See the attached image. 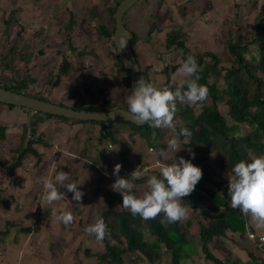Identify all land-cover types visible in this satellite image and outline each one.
<instances>
[{"label":"trees","instance_id":"obj_1","mask_svg":"<svg viewBox=\"0 0 264 264\" xmlns=\"http://www.w3.org/2000/svg\"><path fill=\"white\" fill-rule=\"evenodd\" d=\"M121 1L117 0L114 6L108 8L107 11L112 24L110 27L104 24L99 26V33L106 38L107 43L110 45L111 50L109 53L112 59L125 71L124 79L128 84L130 93H132L129 71L124 67L113 38L115 30L113 14ZM73 24L74 19L71 16L67 25L72 26ZM124 24L127 27L125 20ZM243 28L241 25H236L227 34L224 43L226 61H224L222 54L216 52H190L186 45L187 35L183 28L178 25L171 26L165 34V47L167 50H182L183 60L188 55H194L197 58L202 66L200 83L206 84L209 89L207 99H209L210 104L206 103V99L204 102L198 103L201 104L198 108V104L186 105L177 101L178 110L174 117L177 120V131L183 126L191 129V137H180L181 140L188 139L182 145L185 149L195 153V156L190 158L194 164L201 166L203 170V176L198 181L194 191L182 198L183 204L192 206L190 209L198 210L199 233L194 234L189 225L185 224L183 220L161 224L160 217L163 213L158 214L155 218L144 220L140 215H133L130 210L119 205L123 200L121 193L109 194L108 207L98 213L105 218L108 225L107 234L102 240H99L103 246V252L92 254L89 249H86L85 254L87 257L96 258L98 264H138L140 260H145L150 264H161L164 255H169L170 264H183L191 260L192 256L198 255L196 241L198 237L201 245L200 252L206 262L212 264H264L263 259L258 260L252 254H250V260L246 263L232 258V248L228 244L231 241L229 237L230 235H237L240 239H244L247 236L249 216L244 215L238 208L229 206L228 187L218 181L215 169L211 164L213 151L216 152L229 173L232 166L240 159L247 160L252 155L264 154V10L254 25V34L251 37H245ZM131 34L132 50L143 77L154 82L150 78L151 75L149 76V72L153 70L152 66H142L137 54L136 47L141 39L134 31H131ZM68 47L73 51L75 50L70 44ZM89 54L91 52L87 50L79 52L80 56ZM11 57H13V49H9L3 59L7 61L6 59ZM7 66L8 64L5 62L4 67ZM73 68V64L68 59H63L59 73L67 74L73 71ZM176 69V67L169 69V66H166L160 72L165 81L154 83L160 88L166 86L174 88L175 85L170 71L173 72ZM61 74H58V80ZM58 82L56 81L54 84H58ZM16 83L8 84L5 82L0 83V86L7 90L49 101L41 95L28 92L29 84L35 83L33 79L23 77ZM100 93L104 96L105 90H101ZM121 102V105L118 106L115 99L106 98L101 106L57 104L74 110L111 111L115 108L127 109L126 99ZM221 103H224L228 109L227 117L220 110ZM0 105L5 104L0 103ZM7 106L15 107L12 105ZM28 111L34 112L32 110ZM36 114L74 123L100 124L102 128L108 123L111 141L120 144L119 156L122 159L120 174H125L127 171L132 172L134 166L127 158L130 149L129 144L124 141L119 142L116 138L117 131L113 128L115 123L131 125L134 134L139 135L149 147H154L160 136H162L163 128H154L148 123L144 126H137L131 122L80 121L39 112ZM5 130L6 127L0 124V139H4ZM36 133V125L31 123L30 137L26 143L16 150L14 162L9 166L11 171L19 167L22 160L27 156H34L37 158V162L40 161L41 155L33 145L40 143L46 146L47 144L43 142L41 134L35 138ZM141 181L142 179L135 180V183L138 184ZM132 191L136 192L135 190ZM11 225L14 224L7 223V227ZM34 229L21 227L20 231L29 233ZM7 233L8 230L6 229L4 232H0V235H6ZM216 252L223 253L225 258L222 259ZM128 256L132 257L128 258Z\"/></svg>","mask_w":264,"mask_h":264},{"label":"rangeland","instance_id":"obj_2","mask_svg":"<svg viewBox=\"0 0 264 264\" xmlns=\"http://www.w3.org/2000/svg\"><path fill=\"white\" fill-rule=\"evenodd\" d=\"M116 1L0 0V83L15 84L23 77L33 79L35 83L29 84V93L68 106H101L106 98L115 99L116 104L121 105V101L131 94L124 79L125 71L112 59L110 45L99 33V26H111L107 10ZM169 1L171 0H140L127 11L124 18L127 28L140 36L142 42L136 47L139 60L142 66H152L154 71L151 70L149 76L157 83H161V79L162 82L165 81L160 72L166 66L178 69L183 61L182 50H167L165 47V34L171 26L176 24L183 28L190 52L212 51L222 54L226 61L224 43L227 34L236 25H241L244 27L245 37H251L254 25L264 10V0H175L181 7L176 2L168 3ZM71 16L74 24L68 26ZM69 44L74 51L69 49ZM9 49H13V57L4 61ZM81 50H87L91 54L80 56ZM63 59H68L73 64V71L59 73ZM5 62L8 64L6 68ZM177 69L170 71L173 84L174 80L180 78ZM58 74H61L59 80ZM56 81H59L58 84H54ZM101 90H105L104 96L100 93ZM206 103L210 104L209 99ZM200 106L201 104L197 105L198 108ZM220 110L224 116H228L224 103L220 104ZM166 135L170 138L176 133L170 129H162L158 142L164 145L163 149L167 152L166 158L160 157L162 161H172L175 155L186 159L191 157V152L182 145L188 141L187 138H180L181 147L175 153L167 145ZM212 156L220 162L219 166L223 165L216 152L213 151ZM107 169V166L102 167L103 176ZM153 172L156 173L157 170ZM107 200V196L100 197L92 208H72L73 220L93 223L100 210L108 207ZM189 227L194 234L199 233V226L190 222ZM87 249L92 254L103 252V246L96 239L90 241ZM216 254L225 258L223 253ZM234 254L232 253V258L238 260V252L234 251ZM201 255H194L193 262L183 264H212L206 262L203 254ZM69 264H98V261L85 254L77 255ZM138 264L150 263L140 260ZM161 264H170L169 255H164Z\"/></svg>","mask_w":264,"mask_h":264},{"label":"crops","instance_id":"obj_3","mask_svg":"<svg viewBox=\"0 0 264 264\" xmlns=\"http://www.w3.org/2000/svg\"><path fill=\"white\" fill-rule=\"evenodd\" d=\"M172 2H176L177 6L181 7L175 0L168 3ZM154 79L156 80V77ZM1 123L6 130L4 139H0V232L7 229L8 233L0 235V264H69L77 255L85 256V249L88 248L91 240L95 241V235L85 231L87 221L73 220L70 224H64L56 218L52 212L53 206L42 199V178L49 174L55 163L57 168L72 174L71 179L79 183L78 187L84 191L81 201L83 204H81L72 201L73 193L62 187L61 190L65 191L67 196L55 202L57 209L71 211L72 208H89V206L92 208L100 197L109 198V194L120 193L111 187L116 178L113 174L114 165L118 162L122 163L119 156L120 144L113 143L114 148L107 150L101 138L100 124L74 123L50 118L20 107L0 105ZM31 123H34L37 129L34 137L41 134L43 142L47 145L40 143L33 145L41 155L39 162L36 157L27 156L19 167L11 171L9 166L14 162L16 150L30 137ZM113 128L117 131V140L129 144L127 158L134 169L138 166L141 170L148 169L144 176L135 179H142V181L135 183L133 190L138 195L139 192L142 194L147 188L148 177L151 174H160L158 161L164 162L160 159V150L164 148V145L158 142L154 147H149L139 135L134 134L129 124L115 123ZM211 164L218 181L228 187L229 172L222 164L219 166L220 162L213 156ZM103 166L108 168L105 176L102 175ZM154 170L157 172L152 173ZM130 174L131 172L127 171L120 175L129 177ZM197 214L198 210L190 209V218L182 220L187 225L192 222L193 225L199 226ZM7 223L14 225L7 227ZM21 227L35 229L29 233H23L20 231ZM250 232L258 237H264V228H257L249 216L247 236L240 239L237 235H230L232 242L228 243L231 245L233 254L234 251L238 252L239 259H237L245 263L250 260V254L258 260H264V243H261L258 238L249 239ZM196 241L197 250L200 252L198 237ZM96 242L100 244L98 239ZM201 254L200 252L196 256H202ZM193 259L195 256L188 261L193 262Z\"/></svg>","mask_w":264,"mask_h":264},{"label":"clouds","instance_id":"obj_4","mask_svg":"<svg viewBox=\"0 0 264 264\" xmlns=\"http://www.w3.org/2000/svg\"><path fill=\"white\" fill-rule=\"evenodd\" d=\"M124 41H121V47ZM202 66L194 55H188L177 69L180 74L174 80L175 87H158L154 82L143 76L134 81L131 94L126 98L125 112L130 119L137 123H148L154 128L170 129L176 135L170 138L166 135L165 141L175 153L180 149V137H191V129L183 126L177 131V101L181 104L196 105L204 102L209 94L206 84L200 83ZM118 148V147H117ZM115 148V149H117ZM160 155L167 157L164 149ZM214 155V154H213ZM194 157L195 153L191 152ZM160 174H151L146 180L147 188L138 195L132 191L135 188V179L148 172L138 166L132 170L129 177L120 175L121 163L114 165L113 174L116 176L111 187L123 196L122 205L133 215H140L144 220L160 217L161 224L174 223L187 218L192 206L183 204V197L194 191L198 181L203 176L202 167L194 164L191 158L177 157L171 163L158 161ZM72 174L53 163L52 170L42 178L43 201L53 206L52 212L64 224L73 222L74 216L70 210H59L55 202L66 195L61 188L73 193L72 201L83 204V189ZM229 186L227 194L230 196L229 206L238 208L244 215L250 216L257 228H264V154L252 155L250 159H240L228 174ZM118 205V206H119ZM85 231L95 234L96 239L102 240L108 232L105 218L97 214L95 221L86 225Z\"/></svg>","mask_w":264,"mask_h":264},{"label":"water","instance_id":"obj_5","mask_svg":"<svg viewBox=\"0 0 264 264\" xmlns=\"http://www.w3.org/2000/svg\"><path fill=\"white\" fill-rule=\"evenodd\" d=\"M139 1L140 0H122L116 7V10L113 14V19L115 21L113 38L124 67L129 71L128 75L132 91L134 90V81L138 77L143 76V74L132 50V34L124 24V17L127 11ZM122 40L124 41L123 47H121ZM0 103L25 108L36 113L39 112L43 114L55 115L70 120L131 122L137 126H144L146 124V122L137 123L136 121L130 119L131 117H129L125 112L126 108H115L111 111L86 109L74 110L73 108L61 106L50 101L41 100L24 93L7 90L2 86H0Z\"/></svg>","mask_w":264,"mask_h":264},{"label":"built area","instance_id":"obj_6","mask_svg":"<svg viewBox=\"0 0 264 264\" xmlns=\"http://www.w3.org/2000/svg\"><path fill=\"white\" fill-rule=\"evenodd\" d=\"M108 127H109V124L106 123L105 127L102 128V130H101V137H102V139L104 140V142L106 144L107 150H112L114 148V144H113V142L110 139L109 128ZM248 238L251 239V240H256L258 238V240L261 243H264V237L263 236L258 237L255 233H251V232L248 233Z\"/></svg>","mask_w":264,"mask_h":264}]
</instances>
